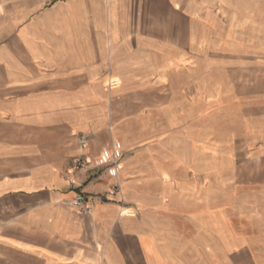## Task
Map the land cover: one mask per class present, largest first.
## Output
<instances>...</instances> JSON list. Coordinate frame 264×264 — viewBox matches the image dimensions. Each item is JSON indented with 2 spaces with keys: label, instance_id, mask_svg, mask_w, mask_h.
<instances>
[{
  "label": "crops",
  "instance_id": "obj_1",
  "mask_svg": "<svg viewBox=\"0 0 264 264\" xmlns=\"http://www.w3.org/2000/svg\"><path fill=\"white\" fill-rule=\"evenodd\" d=\"M156 9L157 0H0V264L178 261L169 231L192 217L200 159L121 141L103 94L156 72L145 48L154 35L141 32ZM110 152L121 157L116 172L95 166ZM78 156L90 162L71 171ZM78 193L89 212L72 204ZM246 245L264 264V235Z\"/></svg>",
  "mask_w": 264,
  "mask_h": 264
},
{
  "label": "rangeland",
  "instance_id": "obj_2",
  "mask_svg": "<svg viewBox=\"0 0 264 264\" xmlns=\"http://www.w3.org/2000/svg\"><path fill=\"white\" fill-rule=\"evenodd\" d=\"M141 32L154 35L156 72L103 91L108 128L200 159L187 201L199 221L189 210L169 231L174 264H252L246 241L264 235V0H157Z\"/></svg>",
  "mask_w": 264,
  "mask_h": 264
},
{
  "label": "built area",
  "instance_id": "obj_3",
  "mask_svg": "<svg viewBox=\"0 0 264 264\" xmlns=\"http://www.w3.org/2000/svg\"><path fill=\"white\" fill-rule=\"evenodd\" d=\"M88 139L85 136H81L79 138V143L82 146H86L88 144ZM120 155L118 153H114V152H110L109 156L107 159H97L95 160V166H101V165H110L112 166V168L114 169V171L116 172L119 169V164H118V160H119ZM89 159H87L86 157H74L71 160V165H70V169L71 171L80 169L81 167L84 166V164L89 163ZM114 190H117V186H114ZM113 192V191H111ZM72 204L78 208L79 210H83L86 212L90 211V206L87 204V199L85 198V196L82 193H78L74 199L72 200Z\"/></svg>",
  "mask_w": 264,
  "mask_h": 264
}]
</instances>
